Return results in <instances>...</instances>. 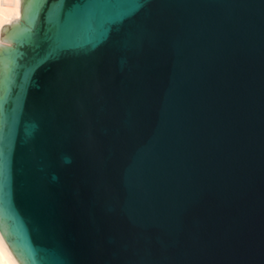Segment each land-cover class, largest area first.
Masks as SVG:
<instances>
[{"label": "water", "instance_id": "obj_1", "mask_svg": "<svg viewBox=\"0 0 264 264\" xmlns=\"http://www.w3.org/2000/svg\"><path fill=\"white\" fill-rule=\"evenodd\" d=\"M22 9L0 47V84L20 65L0 112L14 255L264 264V0Z\"/></svg>", "mask_w": 264, "mask_h": 264}, {"label": "clouds", "instance_id": "obj_2", "mask_svg": "<svg viewBox=\"0 0 264 264\" xmlns=\"http://www.w3.org/2000/svg\"><path fill=\"white\" fill-rule=\"evenodd\" d=\"M24 0H0V47L12 46L6 40L7 33L21 25L22 5ZM0 264H25V261L14 255L3 235H0Z\"/></svg>", "mask_w": 264, "mask_h": 264}, {"label": "snow or ice", "instance_id": "obj_3", "mask_svg": "<svg viewBox=\"0 0 264 264\" xmlns=\"http://www.w3.org/2000/svg\"><path fill=\"white\" fill-rule=\"evenodd\" d=\"M24 16V11L22 9V18ZM35 30V24H33L32 29L28 31V36L31 38ZM20 67L18 63H16L15 56L13 57L12 62L10 63V71L8 74V79L5 82V85L0 84V112H4V106L8 99L11 97L14 89V82L17 75V70ZM14 251V250H12Z\"/></svg>", "mask_w": 264, "mask_h": 264}, {"label": "bare ground", "instance_id": "obj_4", "mask_svg": "<svg viewBox=\"0 0 264 264\" xmlns=\"http://www.w3.org/2000/svg\"><path fill=\"white\" fill-rule=\"evenodd\" d=\"M0 235H1V233H0Z\"/></svg>", "mask_w": 264, "mask_h": 264}]
</instances>
